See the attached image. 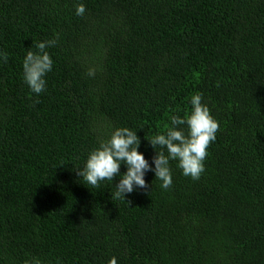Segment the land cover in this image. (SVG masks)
Segmentation results:
<instances>
[{"label":"trees","instance_id":"1","mask_svg":"<svg viewBox=\"0 0 264 264\" xmlns=\"http://www.w3.org/2000/svg\"><path fill=\"white\" fill-rule=\"evenodd\" d=\"M48 40L35 94L23 59ZM0 54V264H264V0H0ZM194 94L219 123L199 180L170 160L128 204L120 175L77 176L117 127L154 167Z\"/></svg>","mask_w":264,"mask_h":264},{"label":"clouds","instance_id":"2","mask_svg":"<svg viewBox=\"0 0 264 264\" xmlns=\"http://www.w3.org/2000/svg\"><path fill=\"white\" fill-rule=\"evenodd\" d=\"M75 11L76 15L83 16L86 9L83 4H79ZM55 43V40L37 42L36 51H27L23 59V80L35 94L45 90V76L51 71L53 63L46 48ZM0 55L6 63L7 54ZM88 75L94 76L95 69L89 68ZM201 99V94H194L190 100L191 109L185 113L184 118L179 115L171 116V125L166 126L165 133H158L147 139L155 149L156 154L152 157L154 167L138 151L140 138L136 132L128 127H117L108 139L101 140L99 146L90 151L83 169L76 170L77 176L82 177L87 184L99 188L101 181H112L115 176L120 175L119 183L115 185L116 191L112 193L114 199H124L126 194L137 188L147 190L149 185L144 176L148 171L154 172L155 179L161 181L163 189H169L172 185L170 160L178 162L177 166L183 175L199 180L204 171L203 162L208 154L207 149L215 141L219 130L218 121L212 117L209 108L201 103ZM185 124L187 132L180 127ZM157 147L161 150L157 151ZM121 163L127 166V171L123 174L120 173ZM25 264L29 262L25 261ZM34 264H40V261L36 260ZM107 264H117L116 258L112 257Z\"/></svg>","mask_w":264,"mask_h":264}]
</instances>
